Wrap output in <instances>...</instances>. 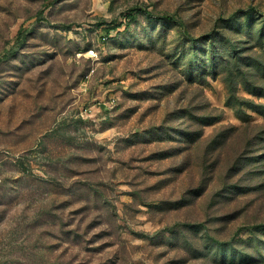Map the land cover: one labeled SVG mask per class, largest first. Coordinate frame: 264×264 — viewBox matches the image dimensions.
I'll use <instances>...</instances> for the list:
<instances>
[{
  "label": "rangeland",
  "instance_id": "374dc122",
  "mask_svg": "<svg viewBox=\"0 0 264 264\" xmlns=\"http://www.w3.org/2000/svg\"><path fill=\"white\" fill-rule=\"evenodd\" d=\"M0 264H264V0H0Z\"/></svg>",
  "mask_w": 264,
  "mask_h": 264
}]
</instances>
